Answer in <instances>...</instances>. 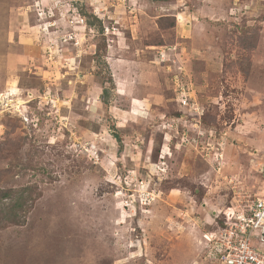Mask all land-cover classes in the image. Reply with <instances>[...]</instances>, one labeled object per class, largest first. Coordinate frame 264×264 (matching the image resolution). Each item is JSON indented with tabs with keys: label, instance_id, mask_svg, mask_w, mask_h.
Returning a JSON list of instances; mask_svg holds the SVG:
<instances>
[{
	"label": "rangeland",
	"instance_id": "rangeland-1",
	"mask_svg": "<svg viewBox=\"0 0 264 264\" xmlns=\"http://www.w3.org/2000/svg\"><path fill=\"white\" fill-rule=\"evenodd\" d=\"M1 189L0 264H225L204 235L264 197V0H0Z\"/></svg>",
	"mask_w": 264,
	"mask_h": 264
},
{
	"label": "built area",
	"instance_id": "built-area-1",
	"mask_svg": "<svg viewBox=\"0 0 264 264\" xmlns=\"http://www.w3.org/2000/svg\"><path fill=\"white\" fill-rule=\"evenodd\" d=\"M164 51L159 53L162 62H166ZM183 83L176 86L177 102L198 114L200 106L192 101L189 87ZM249 212H225L224 225L204 235L207 244L216 250V257L225 264H264V252L256 247V242L264 245V197L258 198Z\"/></svg>",
	"mask_w": 264,
	"mask_h": 264
},
{
	"label": "trees",
	"instance_id": "trees-1",
	"mask_svg": "<svg viewBox=\"0 0 264 264\" xmlns=\"http://www.w3.org/2000/svg\"><path fill=\"white\" fill-rule=\"evenodd\" d=\"M107 92H108L107 89L104 88V94L107 93ZM9 195H10V192H7V191L2 190V189L0 190V198L1 199H3V198H9ZM8 211L15 212L16 211V208L15 207H12V208L8 209ZM9 222H15V221H10L9 220ZM222 226H223V223H222Z\"/></svg>",
	"mask_w": 264,
	"mask_h": 264
},
{
	"label": "crops",
	"instance_id": "crops-1",
	"mask_svg": "<svg viewBox=\"0 0 264 264\" xmlns=\"http://www.w3.org/2000/svg\"><path fill=\"white\" fill-rule=\"evenodd\" d=\"M133 101H136V102H139L137 104H139V106L142 108V109H147V104L145 103L147 100L146 99H138V98H132ZM198 103V102H197ZM199 105V104H198Z\"/></svg>",
	"mask_w": 264,
	"mask_h": 264
},
{
	"label": "bare ground",
	"instance_id": "bare-ground-1",
	"mask_svg": "<svg viewBox=\"0 0 264 264\" xmlns=\"http://www.w3.org/2000/svg\"><path fill=\"white\" fill-rule=\"evenodd\" d=\"M1 97H3V96H1Z\"/></svg>",
	"mask_w": 264,
	"mask_h": 264
}]
</instances>
